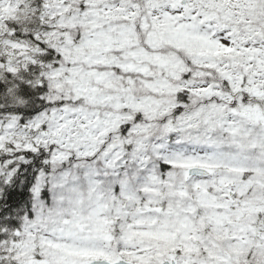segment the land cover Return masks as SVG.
I'll list each match as a JSON object with an SVG mask.
<instances>
[{"label": "snow or ice", "instance_id": "1", "mask_svg": "<svg viewBox=\"0 0 264 264\" xmlns=\"http://www.w3.org/2000/svg\"><path fill=\"white\" fill-rule=\"evenodd\" d=\"M0 264H264V0H0Z\"/></svg>", "mask_w": 264, "mask_h": 264}]
</instances>
